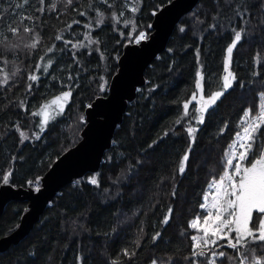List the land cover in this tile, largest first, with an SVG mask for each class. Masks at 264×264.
Masks as SVG:
<instances>
[{
    "label": "trees",
    "instance_id": "16d2710c",
    "mask_svg": "<svg viewBox=\"0 0 264 264\" xmlns=\"http://www.w3.org/2000/svg\"><path fill=\"white\" fill-rule=\"evenodd\" d=\"M173 1L109 0V7L99 0H73L71 6L66 0H44L43 4L41 0H0V78L5 73L9 76L8 85L0 87V174L12 171L9 185L31 189L39 181L42 186L55 162L83 139L87 106L109 94L125 47L135 44L129 43L131 26L125 27L123 21L135 19L137 32L146 31L150 37L152 13ZM133 6L139 8L135 14L130 11ZM97 10L105 15L102 26L96 25ZM113 12H123L120 23L113 21ZM21 16L32 19H25L20 34L13 36L9 26H15ZM74 20L81 23L69 29ZM85 23H92L91 36L99 43L79 50L65 44L64 40L87 44ZM24 25L35 31L24 33ZM232 29L244 30L233 55L236 86L209 109L203 124H197L193 106L189 116L183 117L182 105L197 91L201 66L206 75L205 95L209 80L213 91L220 90ZM36 33L40 36L37 48L25 47L34 42ZM57 35L64 39L57 41ZM52 46L55 50L47 53ZM49 58L53 64L45 73ZM30 74L38 75L39 81L28 80ZM101 77L107 80L106 92L100 91ZM145 79L146 84L128 103L99 171L61 189L30 234L0 253V264H152L154 259L163 264L169 257L172 264H192L187 257L191 236L197 232L190 223L203 215V195L225 169V154L241 131L244 112L251 109L256 114L264 93V0H199L175 26L165 51L147 68ZM65 85L73 86L71 102L36 139L39 117L32 112L67 90ZM189 126L199 129L195 143L186 131ZM18 127L29 140H21ZM165 132L169 134L164 136ZM189 148L187 168L180 175L179 164ZM93 177L99 186L89 183ZM3 186L0 181V189ZM169 208L172 217L164 225L161 221ZM28 210V201L6 205L0 217V240L20 226ZM157 232L161 238L153 242ZM125 249L135 255L125 256Z\"/></svg>",
    "mask_w": 264,
    "mask_h": 264
},
{
    "label": "snow or ice",
    "instance_id": "6c2138e0",
    "mask_svg": "<svg viewBox=\"0 0 264 264\" xmlns=\"http://www.w3.org/2000/svg\"><path fill=\"white\" fill-rule=\"evenodd\" d=\"M27 3L28 0H23ZM73 0H66L68 6L72 5ZM100 3L109 4V0H99ZM44 0H41V4ZM53 10L56 9V5H52ZM37 11L43 12V8L37 9ZM130 11L135 14L139 11V8L133 6ZM156 15L154 11L152 13ZM81 16H86V12H80ZM96 25L102 26L104 24L105 15L102 11H96ZM123 17V12L117 15L112 13V19L115 23H120ZM25 19L31 20L32 17L21 16L18 23L15 26H9L11 35L16 36L20 34V25L23 24ZM81 23L79 20H74L68 25L71 29L73 24ZM124 26H131V32L127 39L129 43H135L139 45L141 42H146L150 37L146 31L137 32V26L135 19H127L123 21ZM88 29L83 37L87 41V44L82 42L73 43L71 40H64L65 44H71L74 49H82L91 47L93 44H98L99 41L91 36V32L94 30L92 23H85L83 25ZM149 28L152 25H148ZM211 27L215 28V25ZM34 28L24 25V33H33ZM180 31H184L181 27ZM233 36L231 42L226 47V58L223 62V74L220 83V90L213 91V82L211 80L207 83V95H205V79L206 75L201 70L197 72V81L194 91L191 94V101H197L200 107L195 108L196 115L194 119L197 124H203L205 122V114L209 109L215 106L216 102L222 98L225 93L236 86L237 74L232 70L234 50L237 49L238 44L244 38V30L232 29ZM121 35H124L121 32ZM133 36L135 39L133 40ZM57 41L64 39L63 35H57L55 37ZM34 42L25 45L30 49H36L39 42V33H36L33 37ZM55 50V46L49 47L47 53H52ZM44 56L40 57L41 62L44 61ZM7 63V61H5ZM53 60L49 58L44 66V72L47 73L52 66ZM40 71V65L37 64L36 72ZM40 77L36 74H30L28 80L32 82H38ZM69 80L73 77L69 75ZM100 91L106 92L108 90L107 80L101 77ZM9 83V76L7 73L0 78V87L7 86ZM33 84H28V91L30 92ZM67 90L62 91L54 100L49 103L43 104L39 111H33V116H40L39 130L42 133L46 130L50 121L55 120L57 115H63L67 103L71 102L72 98V85H65ZM261 103L259 110L256 114H253L251 109L244 112L240 121L241 131L236 134L235 140L229 145V151L225 154V169L218 178L212 179L208 185V193L203 195V202L200 204V209L203 215L196 216L190 223V227L197 230L196 235L191 236L192 247L191 254L187 257L191 260L192 264H264V133H261V128H264V93L261 94ZM60 102L57 104V102ZM191 101H186L182 105L183 117L189 116V105ZM23 106V101H21ZM53 105H56L52 111H49ZM87 107L91 108V105ZM27 110V108H25ZM55 113V115L53 114ZM177 119L176 124H180L181 120ZM81 122H85L81 117ZM19 135L22 141H27L30 136L20 131L18 127ZM188 136L191 138V143H195V133L199 131L198 128L189 126L186 129ZM169 133L165 132L163 135L167 136ZM36 139L40 138L39 134L35 135ZM163 138V137H162ZM191 148H189L183 155L179 164V174L183 175L187 168V163L190 158ZM12 171H8L4 174H0V181L3 185H9L11 182ZM31 186L32 181L28 182ZM36 184L39 181L35 182ZM89 183L99 186L97 178L93 177ZM36 191H39V187H36ZM175 195V192H173ZM172 209L169 208L167 215L162 219V223L167 225L172 217ZM257 213V216L253 217V213ZM233 233L235 235H233ZM161 238V233L157 232L153 237V242ZM220 241H226L225 244H221ZM231 249L232 252L228 253L221 249ZM127 257L135 255L130 253L127 249L123 253ZM152 264H162L161 261L154 259ZM163 264H172L171 257Z\"/></svg>",
    "mask_w": 264,
    "mask_h": 264
},
{
    "label": "water",
    "instance_id": "95a60500",
    "mask_svg": "<svg viewBox=\"0 0 264 264\" xmlns=\"http://www.w3.org/2000/svg\"><path fill=\"white\" fill-rule=\"evenodd\" d=\"M199 0H175L154 17V33L146 42L125 47L119 60L118 73L112 79L109 94L97 98L87 109V125L83 139L67 151L49 170L39 191L6 185L0 189V217L10 201H28L29 210L20 226L0 240V253L8 251L30 234L48 204L61 189L89 173L99 171L105 152L112 147L118 125L122 122L128 103L146 84L145 72L165 51L167 42L182 17L189 14Z\"/></svg>",
    "mask_w": 264,
    "mask_h": 264
},
{
    "label": "rangeland",
    "instance_id": "374dc122",
    "mask_svg": "<svg viewBox=\"0 0 264 264\" xmlns=\"http://www.w3.org/2000/svg\"><path fill=\"white\" fill-rule=\"evenodd\" d=\"M55 99V97L53 98V99H51L50 101H52V100H54ZM199 100V95L197 96V101ZM50 101H48L47 103H49ZM191 101V100H190ZM197 101H191V103H190V105H189V109H190V107L191 106H193V108H194V110H195V108H198V107H200V104L199 103H197ZM60 102L58 101L57 102V104H59ZM69 103H67V105H68ZM56 107V105H53L52 106V108H50L49 109V111H52V109L53 108H55ZM66 109H67V106H66V108H65V111H66ZM65 111H64V113H65ZM54 115H55V113H53ZM62 115H57L56 116V118H55V120H57L58 118H60ZM39 117V121L41 120V117L40 116H38ZM54 120H52V121H50V123L51 122H53ZM49 123V124H50ZM48 124V125H49ZM48 125H47V127H48ZM38 133L37 134H41V132H40V130H39V123H38ZM47 127H46V129H47ZM44 132V131H43ZM236 138V137H235ZM235 140V139H234ZM228 151H229V149H228ZM97 173V172H96ZM36 187H39V185L38 184H36V185H34L33 186V189L35 190L36 189ZM42 187V186H41ZM36 191V190H35ZM208 193V187H207V191H206V193L205 194H207ZM196 230V229H195ZM196 232H197V230H196ZM198 234V233H197ZM234 234V233H233ZM235 235V234H234Z\"/></svg>",
    "mask_w": 264,
    "mask_h": 264
},
{
    "label": "built area",
    "instance_id": "2783aa9c",
    "mask_svg": "<svg viewBox=\"0 0 264 264\" xmlns=\"http://www.w3.org/2000/svg\"><path fill=\"white\" fill-rule=\"evenodd\" d=\"M36 185V184H35ZM41 187H39V189H40Z\"/></svg>",
    "mask_w": 264,
    "mask_h": 264
}]
</instances>
